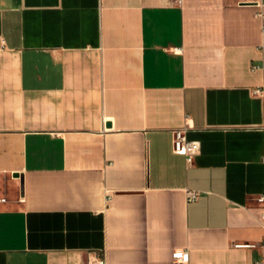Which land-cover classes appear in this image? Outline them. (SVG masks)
I'll return each mask as SVG.
<instances>
[{"label": "crops", "instance_id": "crops-1", "mask_svg": "<svg viewBox=\"0 0 264 264\" xmlns=\"http://www.w3.org/2000/svg\"><path fill=\"white\" fill-rule=\"evenodd\" d=\"M261 13L0 0V264L264 262ZM179 128L200 142L190 166Z\"/></svg>", "mask_w": 264, "mask_h": 264}, {"label": "built area", "instance_id": "built-area-1", "mask_svg": "<svg viewBox=\"0 0 264 264\" xmlns=\"http://www.w3.org/2000/svg\"><path fill=\"white\" fill-rule=\"evenodd\" d=\"M178 5L182 4V0H175ZM260 16L264 19V14L261 13ZM262 34L264 38V22L262 24ZM260 51L263 54L262 62L264 63V39L262 44L259 46ZM257 66L253 67L256 68ZM263 88L257 87L253 90V94L258 96H263ZM262 130H264V121L262 125ZM187 128H179L172 130V150L175 154L182 155L185 157L188 166L192 165L195 158L200 153V142L196 140H189L187 138ZM200 192L194 189H186V198L188 202H196L199 198ZM258 207L260 209V220L264 226V190L256 198ZM7 198L1 192L0 188V205L6 204ZM264 245V242H263ZM236 248H251L255 245L253 244H234ZM87 264H107L104 257H94L88 258ZM172 264H189V252L186 249H175L172 252ZM261 264H264L262 262Z\"/></svg>", "mask_w": 264, "mask_h": 264}]
</instances>
